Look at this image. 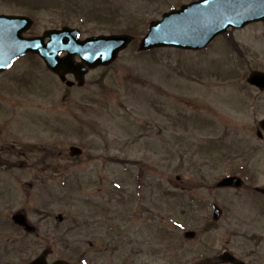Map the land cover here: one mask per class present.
<instances>
[{
  "label": "rangeland",
  "instance_id": "374dc122",
  "mask_svg": "<svg viewBox=\"0 0 264 264\" xmlns=\"http://www.w3.org/2000/svg\"><path fill=\"white\" fill-rule=\"evenodd\" d=\"M192 1L0 0V14L33 19L26 37L62 26L134 36L83 86L29 54L0 76V264L45 252L50 263L208 264L225 251L264 264V90L247 82L264 72V21L230 30L241 53L229 32L196 51L139 50L152 20ZM228 175L243 186L218 188ZM21 210L36 233L12 222Z\"/></svg>",
  "mask_w": 264,
  "mask_h": 264
},
{
  "label": "water",
  "instance_id": "95a60500",
  "mask_svg": "<svg viewBox=\"0 0 264 264\" xmlns=\"http://www.w3.org/2000/svg\"><path fill=\"white\" fill-rule=\"evenodd\" d=\"M264 20V0H198L182 5L163 14L159 20L151 21L147 34L142 38L139 49L151 50L159 47L181 49H201L215 36L228 27L240 28L252 22ZM33 20L27 16L0 14V73L27 53L38 54L47 68L64 81L68 73H73L79 85H83L89 68L112 63L133 40L130 34L97 35L80 38V30L69 26L50 29L41 36L25 37ZM49 37L48 41L45 39ZM65 55H61L62 53ZM80 56L81 61H76ZM248 81L264 89V73L254 71ZM72 85V81H67ZM264 129V120L261 122ZM78 147L71 148V154H80ZM237 176L227 177L218 186H240ZM264 193L263 188H257ZM214 217L218 219L221 209L214 205ZM62 220V215H59ZM13 221L26 231L35 230L26 214L17 212ZM194 232L186 233L193 237ZM31 264H48L45 256H40ZM54 264H62L57 261Z\"/></svg>",
  "mask_w": 264,
  "mask_h": 264
},
{
  "label": "flooded vegetation",
  "instance_id": "af4514ba",
  "mask_svg": "<svg viewBox=\"0 0 264 264\" xmlns=\"http://www.w3.org/2000/svg\"><path fill=\"white\" fill-rule=\"evenodd\" d=\"M59 154H61V151H59ZM25 164H26V161L20 160V161L18 162V167L21 168V167H23V165H25ZM0 165H3V166H4L5 164H4L3 161L0 160ZM116 238L119 239L120 237H116ZM89 244H90L91 246H93V245H94V242L91 241V242H89ZM110 247H112V249L115 250V249H118L119 246L114 242V243H111ZM105 248L107 249V248H109V247L106 246ZM235 263H236V261L234 260L232 264H235ZM209 264H210V263H209ZM213 264H220V263H213ZM229 264H231V263H229Z\"/></svg>",
  "mask_w": 264,
  "mask_h": 264
},
{
  "label": "trees",
  "instance_id": "16d2710c",
  "mask_svg": "<svg viewBox=\"0 0 264 264\" xmlns=\"http://www.w3.org/2000/svg\"><path fill=\"white\" fill-rule=\"evenodd\" d=\"M228 39L231 41L230 43H232V45L237 48V44L235 43V41L233 40V38L230 35H227Z\"/></svg>",
  "mask_w": 264,
  "mask_h": 264
}]
</instances>
